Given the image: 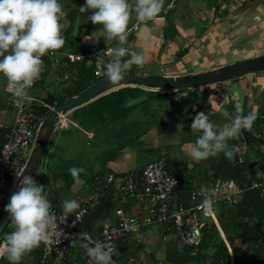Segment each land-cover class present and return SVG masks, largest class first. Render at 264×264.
Returning <instances> with one entry per match:
<instances>
[{"label": "crops", "instance_id": "1", "mask_svg": "<svg viewBox=\"0 0 264 264\" xmlns=\"http://www.w3.org/2000/svg\"><path fill=\"white\" fill-rule=\"evenodd\" d=\"M170 1L164 0L163 10L146 23L137 25L133 19L125 45L114 42L108 46L105 38L99 37L97 32L103 26L93 25L88 19L92 10L80 12L85 0H59L68 14L62 31L65 44L61 51H57L61 62L50 65L45 59L51 73L42 79L39 89H34L40 93L39 97L30 94L31 97L38 100L45 97L46 92L69 87L68 76L60 71L67 65L64 57L67 54L79 56L81 60L76 62L86 60L90 64L97 53L124 46L144 56L145 62L137 73L165 76L201 73L264 55V0H253L256 4L252 7L236 0L224 13L220 12L216 0H175L174 8L165 12ZM111 58V54L105 57V62ZM129 58L124 57L125 60ZM49 80L53 82L48 83ZM118 89L69 112L68 126L56 130L57 137L50 150H45L41 161V171L46 178L38 183L58 210H62L65 199L98 197L100 203L77 226L92 236L100 232L106 218L113 219L114 208L119 203H123L127 214L142 212L141 204L131 200L116 201L110 207L103 203L107 202L106 197H112L113 190L127 175L140 179L144 166L161 156L166 158L169 172L180 181L174 193L175 203L186 204L192 190L215 178L214 171L221 153L199 163L192 162L189 156V146L198 135L191 133V124L200 112L209 114L215 124L223 125L227 122L222 116L224 109L232 115H247L255 110L257 118L251 130H242L238 139L228 143L236 147L246 142L249 154L257 149L264 153V72L195 89H144L139 97L145 99L139 103L131 107L116 103L110 109L108 94ZM0 103L4 105L2 101ZM1 113L7 115L4 110ZM12 120L10 125H4V129L10 128ZM73 166L83 168L87 173H81L83 183L78 186H74L68 171ZM110 174L114 175L115 181L108 187L109 191H105V179ZM74 253L66 264H88L81 250Z\"/></svg>", "mask_w": 264, "mask_h": 264}, {"label": "clouds", "instance_id": "2", "mask_svg": "<svg viewBox=\"0 0 264 264\" xmlns=\"http://www.w3.org/2000/svg\"><path fill=\"white\" fill-rule=\"evenodd\" d=\"M163 6L164 0H85V5L79 9L81 13L92 10L88 19L93 25L103 26L97 32L109 46L114 42L125 45L131 31L130 22L134 19L137 25L146 23L155 18ZM67 15L58 0H0V74L7 80L8 90L21 100L29 98L27 89L33 86L44 70L42 57L55 54L64 46L62 31ZM62 20L65 22L62 23ZM100 56L96 60L98 74L113 87L124 81L133 65L140 67L145 62L141 53L124 46L111 49L112 58L108 62ZM126 56L130 58L125 60ZM143 99V96L129 97L125 105L131 107ZM222 116L227 118L223 125L212 122L209 114L204 112L194 117L191 133L198 135L189 146L192 162L199 163L220 153L231 161L239 149L228 142L238 139L242 130H251L257 112L232 115L224 109ZM68 171L74 186L83 183L81 173L87 175L85 169L75 166ZM24 172L16 173L18 178H23L4 208L14 230L3 236L0 258L6 257L9 264H20L22 258L42 242L50 244L53 235L63 233L55 223L56 216L51 211L52 205L44 187ZM210 191L207 187L201 188L204 199L199 208L205 215L213 211L214 200L209 195ZM79 207L76 199H65L62 202L63 218L67 220L69 214ZM79 238L90 240L87 233H80ZM72 243L75 244V240ZM92 244L90 247L84 245L88 264H114L107 244L99 241H92Z\"/></svg>", "mask_w": 264, "mask_h": 264}, {"label": "built area", "instance_id": "3", "mask_svg": "<svg viewBox=\"0 0 264 264\" xmlns=\"http://www.w3.org/2000/svg\"><path fill=\"white\" fill-rule=\"evenodd\" d=\"M235 1L216 0L220 6L221 13H224ZM174 2L175 0H172L167 4L165 12L174 8ZM240 2L239 4H249L253 0H240ZM136 27L137 25L134 28ZM59 54V52L55 54L49 53L42 57L44 70L38 80L47 78L51 73V68L45 64V59L49 60L50 65H58L61 62L58 57ZM110 54L111 51L106 50L101 54L100 59L105 60V57H108ZM99 55L97 53L93 61L94 75L97 78H102L103 76L98 74L96 68V60L99 58ZM64 57L69 63L81 60L79 56L72 54H67ZM36 82L37 80L31 88L27 89V95L30 89L34 88ZM5 90L10 95V106L13 109L14 115L12 124L5 133L4 141L0 145V215L11 193L21 179V177H17L16 173L23 172L25 163L34 148L36 134L46 117L35 115L31 110L26 109V103L34 101V98L30 95H28V99L21 100L14 95L13 91L8 90V84ZM45 107L50 111L55 106L45 105ZM68 124L67 114H59L54 125V131L62 130ZM3 128L4 125L0 121V129ZM235 148L239 150L235 153L234 157L238 164H242L249 154L247 144L246 142H242ZM105 180L104 187L108 188L115 181V177L110 174ZM178 185V177L169 172L166 158L163 156L146 164L142 170L140 179L131 175L126 176L117 189L113 190L112 197L114 200L135 201L141 204L142 212L127 214L120 206L115 207L113 219L106 218L101 226L100 232L96 236L77 229V226L83 221L89 211L98 205V197L79 198L77 201L80 207L69 214L67 220L63 218V210H58L51 204V211L56 216L55 223L59 225V229L63 233L53 235L50 244L41 243L43 245V255L40 264H45L51 258L54 259L56 264L69 263L71 257L75 254L74 252L78 244L88 263L89 257L87 256V249L84 245H88L89 247L93 246L92 241H99L109 246L110 255L114 264H166L159 260L150 261L145 251L132 254L124 262H116L113 259L116 241H126L141 230L154 226L161 227L163 234H167L172 228L177 237L176 247L181 251L192 248V254H195V248L200 244L203 236V229L210 225L207 221L203 220L204 217L212 220L211 224H214L218 228L230 251L229 245L218 225L214 210L205 215L204 211L199 208V205L204 199V195L201 192L202 187L196 188L189 193L186 204L173 203L175 196L173 192ZM204 187L211 190L209 195L214 200V205H224L229 208L237 205L239 197L245 188V186H240L236 180H222L220 178L209 180ZM249 188L258 189L260 188V184L252 181ZM262 193H264V189H262ZM80 233H87L90 240L79 238ZM73 240H75V244L72 243ZM162 241H166L165 236H162ZM2 242L3 239L0 240V243ZM5 258H0V260ZM232 263L231 255L230 264Z\"/></svg>", "mask_w": 264, "mask_h": 264}, {"label": "trees", "instance_id": "4", "mask_svg": "<svg viewBox=\"0 0 264 264\" xmlns=\"http://www.w3.org/2000/svg\"><path fill=\"white\" fill-rule=\"evenodd\" d=\"M58 51H61V49ZM93 61H91L90 64H87L86 60L74 63H69L67 61V65L62 66L60 71L62 74L68 76L69 79L67 82L69 83V87L63 88L60 91V95L46 92L45 97L38 100L34 99L29 107L26 106V109L31 110L35 115L45 117L49 112L45 105L57 106L66 98L79 94L92 83L99 80L100 78L94 75ZM42 84V80H37L33 89H39ZM143 92V88L130 86L122 87L118 89V91L111 92L108 94L111 97L109 108L115 107L116 103L124 106L129 96L134 98L138 95L139 97ZM7 130L8 129L4 128L0 129V145L4 141V135ZM214 177L222 180L233 179L236 180L240 186H245L235 207L229 208L220 205L221 209L219 214L220 216L226 217V222L221 224L219 218L218 225L229 245L230 251L223 237H221L218 228L212 224L203 229V236L200 244L195 248V254H192V248H187L182 251L177 247L168 248L164 262L166 264H230L232 255V264H264V193H262V189H264V153L257 149L248 154L242 164H238L235 157L229 161L224 154L221 153L218 157ZM136 178L138 179V177ZM252 181L258 182L260 188L250 189L249 186ZM177 188L174 189L173 193L176 192ZM105 191H109L108 188H105ZM105 200L107 201L103 203L105 207H110L111 204L114 205L116 201H121L114 200L111 195L110 197H106ZM175 202L176 201H173V203ZM126 241L124 242L126 243ZM237 244H240V246H248L247 250L239 253ZM130 246L131 255L143 251L141 248L142 245L137 239H132ZM75 250H81V247ZM42 255L43 245L40 244L30 253H27L20 261V264H40ZM0 264H9V261L7 258L1 259ZM45 264L56 263L54 259L51 258Z\"/></svg>", "mask_w": 264, "mask_h": 264}, {"label": "water", "instance_id": "5", "mask_svg": "<svg viewBox=\"0 0 264 264\" xmlns=\"http://www.w3.org/2000/svg\"><path fill=\"white\" fill-rule=\"evenodd\" d=\"M255 4L256 2L249 3L248 6L252 7ZM259 72H264V55L235 61L201 73L179 76L144 75L137 72H127L124 81L115 87H113L105 77H102L79 94L66 98L63 102L48 112L36 134L34 148L25 163L24 175H29L32 178L35 176L43 159L50 137L54 131V125L57 121L58 115L68 114L107 92L128 86L140 87L152 91L195 89L213 86ZM22 178L23 177H21V179ZM19 186L20 181L11 195L18 190ZM9 222V214L3 209L0 215V236L3 231H5Z\"/></svg>", "mask_w": 264, "mask_h": 264}, {"label": "rangeland", "instance_id": "6", "mask_svg": "<svg viewBox=\"0 0 264 264\" xmlns=\"http://www.w3.org/2000/svg\"><path fill=\"white\" fill-rule=\"evenodd\" d=\"M69 49L72 50V47H69ZM104 61H107V60H104ZM141 69H142V67L132 66L130 70H132L133 72H137V71L139 72V71H141ZM260 73H262V72H260ZM52 82L53 81L49 80L48 83H52ZM6 85H7V80L5 79V77L2 74H0V101H2L4 103V105H1V103H0V121L2 122L3 125H10L11 120L13 119L14 113H13V110L11 109V107L9 106L10 95L7 94V92L5 90ZM57 90L58 89H54L55 93L54 92H52V93H54L56 95H60L61 94L60 91H57ZM50 91H52V89ZM30 94L33 96L35 95L36 97H39V95H40V93H38L34 89H30L28 95H30ZM31 104H32L31 102H27L26 106L29 107ZM3 110L7 113L6 116H3V114L1 113V111H3ZM57 134L58 133L56 131H53V133L50 137V140L48 142L46 152L48 150H50L51 144L56 139ZM251 148H253V147L251 146ZM251 151L254 152V150H251ZM45 159L46 158L44 157V160ZM40 167H41V169H38L35 176L33 177L34 180L37 182V184H39L38 181L40 179L45 181V178H46L43 171H41L42 167H43L42 164ZM117 206H120L123 209L125 208L123 203H119V204H117ZM220 209H221L220 205H214L213 206L214 213L216 214V219H217V221H219V218H220L219 222L222 224L223 222H226V217L220 216V214H219ZM128 214H130V213H128ZM131 214H134V213H131ZM203 220L207 221V223L212 225L211 224L212 220H208L205 217L203 218ZM13 230H14V228L10 225V222H9L5 231H3V233L1 234L0 239H3V236L5 234H8V233L12 232ZM162 236L166 237L165 242L162 241ZM132 239H134V240L137 239L141 243V245H142L141 248L143 249V251H145V253H147L150 261L159 260L162 262L165 261L167 249L172 248V247H176L175 243L177 241V237L174 234V231L172 228L167 234H163L162 231H160V228L158 226L143 229L140 232H138L136 235L130 237V239H128L126 243H124L122 240L116 241V247H115V250L113 253V259L116 262H119V263L124 262L129 256H131L130 243H131ZM128 241H130V242H128ZM237 246L239 248V253H242V251L247 250V247H248L245 245L240 246V244H237ZM76 247L78 248V245Z\"/></svg>", "mask_w": 264, "mask_h": 264}]
</instances>
